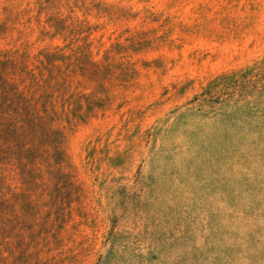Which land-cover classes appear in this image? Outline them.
Instances as JSON below:
<instances>
[{"label":"rangeland","instance_id":"374dc122","mask_svg":"<svg viewBox=\"0 0 264 264\" xmlns=\"http://www.w3.org/2000/svg\"><path fill=\"white\" fill-rule=\"evenodd\" d=\"M0 264H264V0H0Z\"/></svg>","mask_w":264,"mask_h":264}]
</instances>
